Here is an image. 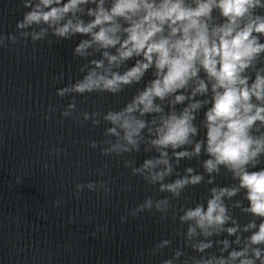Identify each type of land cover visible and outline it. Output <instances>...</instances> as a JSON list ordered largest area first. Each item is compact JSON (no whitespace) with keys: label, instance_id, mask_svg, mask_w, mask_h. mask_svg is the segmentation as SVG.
Wrapping results in <instances>:
<instances>
[{"label":"clouds","instance_id":"obj_1","mask_svg":"<svg viewBox=\"0 0 264 264\" xmlns=\"http://www.w3.org/2000/svg\"><path fill=\"white\" fill-rule=\"evenodd\" d=\"M22 5L30 10L17 22L16 33L0 35V47H7L6 41H43L50 34L81 37L73 54L86 61L79 69L83 78L59 89L58 96L118 95L151 73L119 110L76 115L73 97L61 113L75 120L82 115L94 126L106 122L104 156L138 153L142 146L155 153L138 167L126 159L124 167L170 196H149L132 216L154 209L166 218L173 201L204 183L205 175L209 185L222 170L236 181L211 187L206 204L179 209V223L187 227L176 235L198 255L177 248L162 264H264V0H22ZM178 105L183 107L177 110ZM201 126L204 138L195 139ZM202 154L207 157L200 165L203 173L187 167L168 179L181 160ZM75 187L77 198L85 188L110 191L103 180ZM242 191L243 199L233 200ZM235 209L253 219L241 225ZM222 234L226 238L212 239ZM171 243L160 241L152 254Z\"/></svg>","mask_w":264,"mask_h":264},{"label":"water","instance_id":"obj_2","mask_svg":"<svg viewBox=\"0 0 264 264\" xmlns=\"http://www.w3.org/2000/svg\"><path fill=\"white\" fill-rule=\"evenodd\" d=\"M29 10L22 0H0V35L16 33L17 22ZM80 39L64 40L50 34L43 41L33 43L29 38L14 45L6 41L7 47H0V264H162L177 248L186 256L198 255L184 248L182 237L176 235L187 227L179 223V209L206 204L211 187L236 181L222 170L209 185L205 175L204 183L190 186L173 201L166 218L154 209L132 216L131 211L149 196H170L124 167L126 159H134L138 167L155 153L144 152L142 146L138 153L104 156L101 142L108 139L104 133L109 125L102 121L94 126L91 119L84 122L82 115L75 120L61 113L73 97L76 115L119 110L151 79V73L118 95L73 93L60 97L59 89L83 78L79 69L86 61L73 54ZM182 107L178 105L177 110ZM203 111L197 115L198 124ZM204 131L201 126L195 139H203ZM93 141L96 148L90 147ZM54 150H60L59 155ZM206 158L202 154L181 160L168 179L183 175L187 167L203 173L200 165ZM101 180L110 188L107 194L103 189L85 188L78 198L74 195L76 184ZM243 196L242 191L233 200ZM226 203L231 206L233 201ZM232 214L241 225L253 219L239 209ZM121 217L126 219L122 222ZM223 238L226 234L212 239ZM164 239H171V245L152 254ZM217 251L218 246L208 254Z\"/></svg>","mask_w":264,"mask_h":264}]
</instances>
